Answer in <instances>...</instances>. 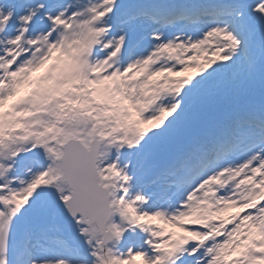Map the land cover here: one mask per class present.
Instances as JSON below:
<instances>
[{
    "label": "snow or ice",
    "instance_id": "snow-or-ice-1",
    "mask_svg": "<svg viewBox=\"0 0 264 264\" xmlns=\"http://www.w3.org/2000/svg\"><path fill=\"white\" fill-rule=\"evenodd\" d=\"M0 264H264V0H0Z\"/></svg>",
    "mask_w": 264,
    "mask_h": 264
},
{
    "label": "bare ground",
    "instance_id": "bare-ground-1",
    "mask_svg": "<svg viewBox=\"0 0 264 264\" xmlns=\"http://www.w3.org/2000/svg\"><path fill=\"white\" fill-rule=\"evenodd\" d=\"M146 175H148V176L146 177ZM152 179H153V174L151 172H147L144 176L145 183H150L152 181Z\"/></svg>",
    "mask_w": 264,
    "mask_h": 264
},
{
    "label": "rangeland",
    "instance_id": "rangeland-1",
    "mask_svg": "<svg viewBox=\"0 0 264 264\" xmlns=\"http://www.w3.org/2000/svg\"><path fill=\"white\" fill-rule=\"evenodd\" d=\"M148 175H146V177H147Z\"/></svg>",
    "mask_w": 264,
    "mask_h": 264
}]
</instances>
